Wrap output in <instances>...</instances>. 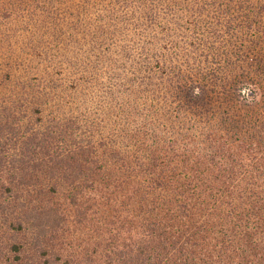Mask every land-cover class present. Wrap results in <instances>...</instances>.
Masks as SVG:
<instances>
[{
	"label": "trees",
	"instance_id": "trees-1",
	"mask_svg": "<svg viewBox=\"0 0 264 264\" xmlns=\"http://www.w3.org/2000/svg\"><path fill=\"white\" fill-rule=\"evenodd\" d=\"M0 264H264V0H0Z\"/></svg>",
	"mask_w": 264,
	"mask_h": 264
}]
</instances>
